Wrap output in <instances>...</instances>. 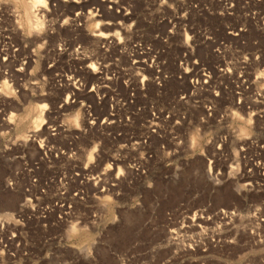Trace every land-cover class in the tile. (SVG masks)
<instances>
[{"label":"rangeland","instance_id":"374dc122","mask_svg":"<svg viewBox=\"0 0 264 264\" xmlns=\"http://www.w3.org/2000/svg\"><path fill=\"white\" fill-rule=\"evenodd\" d=\"M27 1L0 0V264H264V121L204 93L228 86L215 68L247 65V96L264 98L260 29L232 38L216 0H46L28 32ZM68 77L78 100L108 97L94 113L109 137L55 158L36 144L43 110L36 129L28 115ZM77 108L58 119L71 133Z\"/></svg>","mask_w":264,"mask_h":264},{"label":"bare ground","instance_id":"6f19581e","mask_svg":"<svg viewBox=\"0 0 264 264\" xmlns=\"http://www.w3.org/2000/svg\"><path fill=\"white\" fill-rule=\"evenodd\" d=\"M71 1L75 4H80V3H85L87 0H71ZM216 1L218 5H220L222 8V11L220 12L219 15L222 17H226V18H234L233 20L234 23L239 25L238 29L229 28V30L227 31V33L232 38H236L237 40L240 39L241 34L246 32V29L244 28L245 24L254 25L257 29H260L262 36H264V0H216ZM108 3H109L108 9L110 10H113L114 8L117 9V5L112 4L111 0H108ZM43 6L45 5L39 4L37 0H28L27 2L24 3V12H25L24 16H25V23L27 25L28 32H37L39 28L41 27L42 21L35 14H33V9H35L36 7H43ZM92 9L94 8L92 7ZM72 21L75 22V19H73ZM205 38L207 40H211L212 37L205 36ZM124 45L125 44L123 43V46ZM236 53L238 55L240 53L243 54L242 52H239V51H237ZM246 56L247 54L244 53L243 58H245V61L248 60ZM254 59L256 61L258 59V56L255 55ZM242 63H245V62H242ZM215 69L221 74L220 77L222 79L227 80L229 89L226 83H221V82L217 83L216 81H213V84L218 85V87L216 88L215 86H213L211 88L209 86L208 89L210 90L205 89L204 93L208 94L210 99L215 102H217L218 100H221L224 95L225 96L224 99H226V101H228L230 105L236 104L238 107H241L242 109L246 111L252 110L251 111L252 115H255L258 119H261L264 121V98L260 99V101H255L252 95H250V97L247 96V94L249 93V87L251 85V83H249V81L245 78V73L247 71V65L242 66L238 70V72H236L235 75H230V71L228 70L225 71V69H222V68H218V69L215 68ZM201 70H202V76L204 78L203 81L205 82V85H206L208 84L207 79L210 80V78L208 76V72L206 73L204 68H202ZM226 72H228L229 75H226ZM66 82L70 90L65 95V97L62 98V100H60L57 106L51 109L46 104H45L46 105L45 107H43V105L41 104L36 105L35 107H33L34 109H32V113L28 115L35 129L38 128L42 122V110H43V115H45L43 123H42V129H41V134L43 135V138H41L40 141L36 143L38 146V150L43 153L44 151H53L55 158H58V157L59 158L60 157L71 158L79 150L77 146V142L79 141V138L82 137V135H88L89 132L94 130V132L96 133L97 141L93 144V149H94V152L97 153L96 148L101 149V146H100L101 141L98 138H108L109 137V134L107 133V128L110 124V121H109L108 115L98 116L96 115L97 113L96 114L94 113V110L96 112L100 111L102 107L101 106L102 103L103 104L105 103L103 101H108V97L105 96L103 93L99 95V93L94 92V102H93V105H91L90 102L88 103L83 99L78 100L75 97L74 91L80 92L79 88L77 87L78 79H73L72 77H70L69 79L66 80ZM106 83L101 82L100 87L101 89L110 91V87H108ZM78 85L80 86L81 84L79 83ZM93 89H94L93 87H89L86 92L88 93L93 92ZM96 89H98V87H96ZM253 104H255V107H253ZM74 106H77L78 107L77 109L80 110L82 113V125L78 127L77 129H73L74 131L73 133H71V131L67 129L65 125H63L61 122L60 123L58 122V119H61V117H63V115L65 114L63 113L62 110H65L68 107H74ZM212 108H215V107H212ZM226 108L227 107H225L223 110H225ZM204 109L206 110V113H207L206 117L210 118L211 112H212L211 107L204 106ZM75 116H74L75 119L73 120V122H74V125H77L79 117L76 114ZM219 118H222V113L219 115ZM75 131H76V134L74 133ZM67 133H70V135L67 136ZM239 133L244 134L243 130L240 128H239ZM52 139H58L59 142L55 141L52 143L49 141ZM61 139H64L63 144L60 142L62 141ZM260 149L262 152H264V147L261 146ZM216 150L220 151V147L218 146ZM84 170H86V167H84ZM77 177L78 175L76 174V178ZM71 180L73 181L72 178H70V181ZM88 180L89 179L87 177L84 180L79 179V181H88ZM172 234H173L172 232H169V235H172Z\"/></svg>","mask_w":264,"mask_h":264},{"label":"snow or ice","instance_id":"6c2138e0","mask_svg":"<svg viewBox=\"0 0 264 264\" xmlns=\"http://www.w3.org/2000/svg\"><path fill=\"white\" fill-rule=\"evenodd\" d=\"M39 4H44L46 6V0H37Z\"/></svg>","mask_w":264,"mask_h":264}]
</instances>
